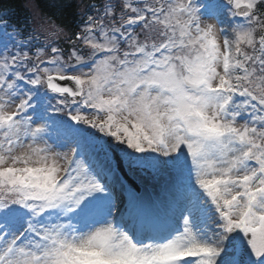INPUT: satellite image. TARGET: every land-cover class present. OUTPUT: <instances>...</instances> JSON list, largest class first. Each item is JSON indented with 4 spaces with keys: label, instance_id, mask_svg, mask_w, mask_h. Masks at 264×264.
Instances as JSON below:
<instances>
[{
    "label": "snow or ice",
    "instance_id": "snow-or-ice-1",
    "mask_svg": "<svg viewBox=\"0 0 264 264\" xmlns=\"http://www.w3.org/2000/svg\"><path fill=\"white\" fill-rule=\"evenodd\" d=\"M91 7L0 42V264H264V0Z\"/></svg>",
    "mask_w": 264,
    "mask_h": 264
},
{
    "label": "trees",
    "instance_id": "trees-1",
    "mask_svg": "<svg viewBox=\"0 0 264 264\" xmlns=\"http://www.w3.org/2000/svg\"><path fill=\"white\" fill-rule=\"evenodd\" d=\"M105 0H0V14L10 12L11 27L22 33L32 34L44 21L54 22L62 29L72 31L78 16L90 5L102 6ZM118 0H113L117 3ZM27 18L30 19L27 20ZM28 21V22H27ZM26 24V25H25ZM25 25V26H24Z\"/></svg>",
    "mask_w": 264,
    "mask_h": 264
},
{
    "label": "bare ground",
    "instance_id": "bare-ground-1",
    "mask_svg": "<svg viewBox=\"0 0 264 264\" xmlns=\"http://www.w3.org/2000/svg\"><path fill=\"white\" fill-rule=\"evenodd\" d=\"M141 186H142L141 193L144 194L143 189L145 190L146 184L142 183ZM148 186L151 187V190H152V188L155 189V191H154V189L152 191L154 193V196L166 197L168 195V193L165 191V189L163 187V181L157 182V181L151 180V183L148 184ZM163 199L164 198H162L161 200H163Z\"/></svg>",
    "mask_w": 264,
    "mask_h": 264
},
{
    "label": "rangeland",
    "instance_id": "rangeland-1",
    "mask_svg": "<svg viewBox=\"0 0 264 264\" xmlns=\"http://www.w3.org/2000/svg\"><path fill=\"white\" fill-rule=\"evenodd\" d=\"M7 14V13H6ZM4 16L5 15H1V17L2 18H4ZM205 22H210V21H205ZM3 36V35H2ZM4 37V36H3ZM132 178H134V180L137 182V184H138V186L140 187L141 186V184L142 183H144V184H146V189H151V187H149L148 186V184H150L151 183V179H148V178H143V179H141V178H137V177H132ZM142 187V186H141ZM154 188H152V190H153ZM154 191H155V189H154Z\"/></svg>",
    "mask_w": 264,
    "mask_h": 264
}]
</instances>
